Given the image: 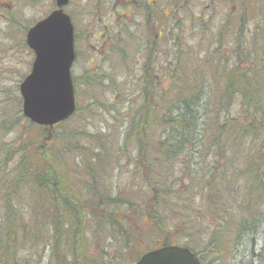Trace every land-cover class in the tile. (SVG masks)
I'll return each mask as SVG.
<instances>
[{"label": "rangeland", "instance_id": "1", "mask_svg": "<svg viewBox=\"0 0 264 264\" xmlns=\"http://www.w3.org/2000/svg\"><path fill=\"white\" fill-rule=\"evenodd\" d=\"M240 2L242 0H159L155 9L156 19L150 21L148 27L147 24L143 26L141 23L137 28L133 22L118 20L116 16L112 20L107 18L102 23L108 24L109 32L116 36L113 48L109 51L106 49L108 52H102L100 42L92 39V35L96 37L100 33L99 23L86 17L90 11L99 12L100 6L79 4L76 17L79 33L78 58L72 69L77 86V111L70 120L51 130L37 125L29 126L31 122L22 115L19 84L22 75L29 72V63L18 69L0 70V77L7 79L1 80L0 83V133L3 132L1 126L6 123L9 132L3 137L7 143L10 141L11 149V162L6 167L9 188L6 193H0V264H133L144 252L155 247L154 240L159 239L158 228L163 226L151 216L161 210L162 198L149 201V183L145 177L138 178L139 170L134 164L137 162L135 148L132 144L123 143L129 116L135 113L137 106L142 103L138 82L140 87L147 85L149 89L151 86L153 93L154 86H158L163 94L169 93V100L159 102L158 105H168L176 99L177 93L187 94V85L192 90L197 84L202 85L200 112L203 116L204 132L202 131L201 135V145L197 147V151L194 149L196 159L189 158L191 168L196 166L197 170L202 172L211 162L210 167H213L216 175L222 171L234 178V186L227 188L232 190L236 187L234 197L237 201L228 206L231 211L236 208L235 205H248L253 201V195L243 188L244 182L251 191H259L260 196L264 197L263 190L256 189L252 178L243 174L245 165L250 163L246 159L247 154L251 153L248 150L250 137L244 138V144L238 146V151L234 146H230L234 151L229 146L224 147L226 152L222 157L215 156L216 146H213L216 139L213 127H217L219 115L227 114L229 119H234L232 128L236 130L245 125L246 116L251 117V113L246 114L245 108L242 107L239 94L232 95L223 108L220 106V95H225L228 87V71L233 72L231 69L237 65L241 71L248 70L251 66L247 74L254 79L258 93H264V0H246L248 13L253 17L251 23L246 21L250 25L245 30L243 26L238 31L234 27L228 31L227 21L232 12L234 16L238 13L245 14L246 9ZM49 6L50 4L43 0L36 5L35 11L29 7L28 12L23 14L24 18L29 20L27 24L40 18ZM258 14L259 17L256 18ZM249 27L251 32H248ZM90 30L91 35L88 34ZM159 34L161 38H157ZM152 41L155 43L150 49L148 45H152ZM246 44L251 45L253 53L245 59L242 52L249 48ZM94 46L98 48L94 49ZM148 57L152 58L150 65ZM147 69L153 75L154 86L141 79L145 77ZM235 73L237 69L233 75ZM10 77L13 79L9 80ZM112 90L117 93L115 97ZM150 95L152 97V94ZM111 99L114 104H110ZM164 109L165 107H161V111ZM260 115L263 118L261 113ZM155 127L151 125L145 130V139L150 146L161 131ZM48 131L53 133L54 137L51 146L56 149L59 159L57 168L65 173L68 179L65 183L72 193L69 196L74 198V201L82 200L85 203L87 195L83 191L82 183L86 182V177L81 175L90 173L89 167L94 163H97L101 176L95 173L90 178L96 179V182L106 189V197H97L99 202L105 201V209L100 206L97 212L93 210L94 212L84 213L80 222L75 225L60 200L54 201L55 194L51 193L50 184L46 185L47 190L43 187L39 189L33 172L23 170L22 174L17 175L19 165L16 163L21 153L26 155L29 148H33L29 146L30 143L34 145L41 142ZM23 135L25 140L21 139ZM104 146L107 150L102 152ZM261 146L264 152V140ZM24 161L29 164L27 159ZM63 183L64 180L60 185L63 186ZM167 185L169 187L165 192L170 193L172 185L169 182ZM225 185L227 187L226 183ZM94 186L93 183L91 189ZM191 187L186 192L188 203L194 208L204 209L202 200L207 190L205 191L202 182ZM223 187L224 185L219 189L223 191ZM3 194L5 196H2ZM263 197L258 207L261 216H250L255 211L252 210L247 217L264 220ZM115 200L117 204H114ZM107 201L113 202L115 206H110ZM126 201L142 202V217L137 218L141 213L138 212L140 209L137 210L138 214H133ZM181 202L183 197L180 204ZM167 204L175 208L170 198ZM182 207L183 204L177 209ZM90 213L111 215H105L103 221H100L93 219ZM50 214H55L53 219L58 223L54 227H47ZM235 223H238V220ZM151 226V231L146 229ZM253 226L254 231L249 237V240L253 237V246L248 242L241 246L244 242L239 241L236 246L231 243L226 250L211 247L207 249L205 261H211V264H262L260 259L264 258V221H259ZM221 236L231 240V234ZM201 237L203 238H199V242L206 244L204 228Z\"/></svg>", "mask_w": 264, "mask_h": 264}, {"label": "trees", "instance_id": "2", "mask_svg": "<svg viewBox=\"0 0 264 264\" xmlns=\"http://www.w3.org/2000/svg\"><path fill=\"white\" fill-rule=\"evenodd\" d=\"M240 5L245 7V14L238 13L234 16L232 12V16L229 21H227L228 23L226 28H228V31L233 29V27L238 31L243 26L245 30L247 26L250 25L247 22L251 23L250 20L253 19V17H248L246 15L248 13L246 0H242ZM237 8L236 10H238ZM258 17L259 14L256 15V18ZM224 22H226V20ZM251 31V27H249L248 32ZM238 37L239 35H237V39ZM239 43L242 44L241 42ZM246 47L249 48L242 52L245 59L253 53L250 44L249 46L246 44ZM149 58L150 57H148V64L150 65L151 62H149ZM235 69H237V73L233 75ZM249 69L241 71L237 65L234 69H231L233 72L230 70L228 71L226 76L228 87L224 93L225 95H220L222 99L220 106L223 108L224 103L226 101L228 103L232 95L239 94L242 107L245 108L246 114L249 112L251 113V117H247L245 114V125L240 126L239 129L236 130L235 128H232L234 119H229L227 114L222 116L219 115L217 127H213L216 135L213 146H216L215 156L222 157L224 156V152H226L224 147L227 148L228 146H234V148L236 147L238 151V146H240V144H244V138L249 136L250 144L248 150H250L251 153L247 154L246 159L250 161V163L245 165L243 174H248L249 176H247L252 178V183L255 184L256 189L263 190L264 192V152L263 147L261 146L263 145L264 140V93H258L255 88L254 79L247 74ZM141 79L146 80L147 84L148 81L153 84V75L148 69L145 77H142ZM73 82L75 87V98H77V86L74 79ZM205 86L207 87V85ZM137 87L138 92L141 90L139 97L142 100V103L140 106H137L135 113H131L129 116V122L124 133L123 143L126 145L132 144L135 148L134 151L136 152L135 158L137 162L134 164L136 165V169L139 170L138 174L140 176L138 175V178L142 179L145 177L146 181L149 183V201L151 199L157 201L162 198V200H160L162 202L161 210L156 211L153 215L151 213V217L161 222L163 226V228L157 227V238L159 239L154 240V248L166 245L185 246L189 248L203 264H211V261H205V257L208 254V248L212 247L213 249H216V247H220L221 250L224 248L226 250V247H229L231 243H234L236 246L239 241H242V243L244 242L241 246L246 245L247 242L250 246H253V237L249 240V237L254 231L253 225L264 220L256 219V217L250 219L247 216L251 214L252 210L255 211H253V214L250 216H261L259 214L258 207L261 204L260 200L263 196H260V192L256 190L251 191L249 186L246 187V182L242 183L243 188L253 195V201H250L248 205L247 203L239 206L235 205L236 208H233V211H231L228 209V206L235 204L237 201V198L234 197V190L236 187H233L232 190H228L227 188L230 187V185L234 186V178H232L231 175L222 173V171L219 175H216L213 167H210L211 162L209 163L208 168L202 172H199L196 166L191 168L189 158L196 159L197 155L194 154V149L197 151V147L201 145V135L202 131L204 132V128L202 127L204 121L202 113L200 112L202 106V98H200L202 85L197 84L193 87L194 90L187 85L186 89L188 93H177L175 95L176 99L169 102L168 105H165L164 103L158 105L159 102L169 100V93H161L158 86H156V88L154 86V93L153 90L150 89L151 86L149 89H147V85H145V87L144 85L140 87V82H138ZM149 92L152 94V97ZM112 93L113 97L117 94L116 91L113 90ZM112 100L113 99L110 100V104H114ZM204 102L207 103L206 100H204ZM161 107H165V109L161 111ZM76 111L77 105L75 113ZM75 113L63 122L70 120ZM260 113L263 115V118ZM63 122L58 123L54 127H60V124ZM32 125V123H29V126ZM151 125H155L156 130L161 131H159V137L157 136L150 146L148 140L145 139V130ZM59 130L60 129H58V131ZM53 138V133L51 134L50 131H48V134L44 136V140L34 145H31L32 143H30L29 146H33V148H29L26 155L25 153H23V155L21 153L18 163H16L19 165L17 175L22 174L23 170H26L28 173L33 172L32 174L36 176V186L39 187V189L43 187L44 190H47L48 187L46 185L50 184L51 193L55 194L54 201L59 202L60 200L65 212H68L71 215V219L75 225L80 222L84 213H87L88 211L97 212V210L100 209V206L105 209V201L102 200L99 202L97 197L100 195L101 198L104 196L106 197V189H103L96 182V179L90 178L95 173L97 176H101L97 163H94L89 167L90 173L81 175L86 177V182L82 183L83 191L86 192L85 194L87 195V200L85 201L86 204L83 203L82 200H80L81 202L74 201V198L69 196L72 195V193L70 192L67 183H65L68 180L66 179V174L60 172L57 168L59 159H57L56 149L52 148V142H54ZM117 149H119V147ZM104 150H107L105 146L102 149V152ZM231 150L234 151L233 148ZM225 158L227 159V157ZM24 159L29 161L28 165L25 163ZM214 160L217 161L216 159ZM31 161L33 163H30ZM24 164H26V166ZM8 166V164L0 165V193H6L7 188H9V181H7L8 178H6V176H8L6 175L8 171L6 167ZM162 171L165 173H161ZM63 180L64 183L63 186H61L60 183L63 182ZM168 182L173 188L170 193L165 192V189L169 187V185H167ZM198 182H202L205 191L207 190V194L202 200L204 202V209H202V207L194 208V206L192 207L188 203L189 199L186 192L191 185H198ZM93 183L95 186L91 189V185ZM225 183L227 184V187ZM222 185H224L222 188L223 191L219 189ZM2 196H5V194ZM182 197L183 202H181V204H183V207L177 209V207L181 206L180 200H182ZM95 198L97 201L93 200ZM169 198L172 200L175 208L167 204ZM107 203L113 207L115 206L114 204H117L116 200L114 201V204L111 201H107ZM126 203L128 204V209L132 210L133 214H138L137 210L140 209L138 212L141 213L138 214L137 218L142 217L144 212L142 202L138 201L137 203H132L130 201H126ZM151 208L153 211V206ZM240 213L241 216L239 217ZM91 214L92 213H90V216H92L93 219L97 218L100 221H103V218L107 215H111V213H108L107 215L105 213L106 216ZM50 215L51 217L49 218L47 227H54L58 223L55 222V219H53L55 214ZM262 215H264V213ZM237 220L238 223H235ZM202 228H204L206 232V244L199 242V238H203L201 237ZM146 229L151 231L153 227L151 226ZM219 231L221 232L220 235ZM222 234H228V236L231 234V240H229V238H222ZM257 257H259V255ZM260 261H262L263 264L264 258L260 259ZM247 264L252 263L249 262Z\"/></svg>", "mask_w": 264, "mask_h": 264}, {"label": "water", "instance_id": "3", "mask_svg": "<svg viewBox=\"0 0 264 264\" xmlns=\"http://www.w3.org/2000/svg\"><path fill=\"white\" fill-rule=\"evenodd\" d=\"M67 0H56L61 8ZM26 43L35 57L19 85L22 114L32 123L53 127L75 111L70 68L74 60L73 28L61 9L31 27ZM135 264H202L187 247L162 246L145 252Z\"/></svg>", "mask_w": 264, "mask_h": 264}, {"label": "flooded vegetation", "instance_id": "4", "mask_svg": "<svg viewBox=\"0 0 264 264\" xmlns=\"http://www.w3.org/2000/svg\"><path fill=\"white\" fill-rule=\"evenodd\" d=\"M40 1L43 2V0H0V70L18 69L22 68V65L25 66L29 63L30 71L34 60V52L27 46V33L33 25L47 17L54 10L62 9L68 16L73 27V48L75 54L72 64L73 68L78 58L79 33L76 26V17L78 13L77 6L79 4L100 6L98 9L99 12L90 11L88 16H83L88 17L92 22L99 23L100 33L96 37L92 35V39L100 42L99 47L102 49V52L111 50L116 40V36L114 37V34L109 32L110 27L108 24L104 25L102 23L103 21H106L107 18L112 20L116 16L118 20L124 21L126 19L129 22H133V25L137 28L141 23L143 26L147 24L148 27L149 22L156 19L155 9L156 6L159 5V0H67L66 4L59 8L56 0H45L46 3L50 4L49 8L42 12L43 14L40 18L27 24L29 20L24 18V12L27 13L29 7L32 8V11H35V7ZM246 15L248 17L251 16L248 13ZM167 17V14H165V18ZM88 34L91 35L92 30H90ZM86 37L89 36L86 35ZM113 37L114 41H112ZM157 38H161V34L157 35ZM110 43H112V45H110ZM154 43L155 42L152 41V45H148V47L152 49ZM96 48L98 47L94 46V49ZM106 49L108 51H106ZM151 60L152 58H149V61ZM119 62L122 63L121 61ZM139 62L140 61H138V63ZM28 73L22 75L23 73L21 72L23 76L21 80H23ZM12 79V77L9 78V80ZM1 80L7 79L0 77V83ZM8 123L10 124V121H8ZM1 129H3V132L0 133V165H4L11 162V149L10 141L7 143L6 138L3 137V135L9 132L7 124L4 123ZM21 139L25 140V135H23Z\"/></svg>", "mask_w": 264, "mask_h": 264}]
</instances>
